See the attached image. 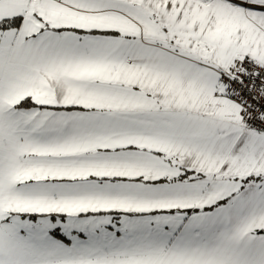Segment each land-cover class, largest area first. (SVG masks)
Here are the masks:
<instances>
[{"label":"snow or ice","instance_id":"6c2138e0","mask_svg":"<svg viewBox=\"0 0 264 264\" xmlns=\"http://www.w3.org/2000/svg\"><path fill=\"white\" fill-rule=\"evenodd\" d=\"M0 264H264V0H0Z\"/></svg>","mask_w":264,"mask_h":264}]
</instances>
